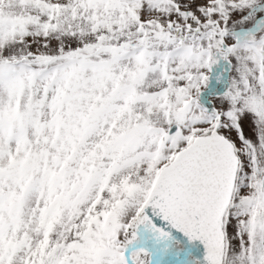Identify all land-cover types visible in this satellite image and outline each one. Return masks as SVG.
I'll return each instance as SVG.
<instances>
[{"label": "snow or ice", "instance_id": "obj_1", "mask_svg": "<svg viewBox=\"0 0 264 264\" xmlns=\"http://www.w3.org/2000/svg\"><path fill=\"white\" fill-rule=\"evenodd\" d=\"M0 264H264V0H0Z\"/></svg>", "mask_w": 264, "mask_h": 264}]
</instances>
